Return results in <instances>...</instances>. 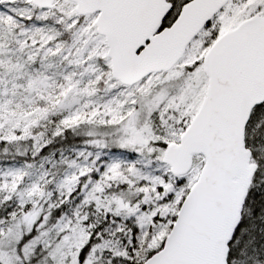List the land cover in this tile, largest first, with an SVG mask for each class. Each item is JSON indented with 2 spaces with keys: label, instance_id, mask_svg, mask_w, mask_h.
Instances as JSON below:
<instances>
[{
  "label": "snow or ice",
  "instance_id": "obj_1",
  "mask_svg": "<svg viewBox=\"0 0 264 264\" xmlns=\"http://www.w3.org/2000/svg\"><path fill=\"white\" fill-rule=\"evenodd\" d=\"M0 264H264V0H0Z\"/></svg>",
  "mask_w": 264,
  "mask_h": 264
}]
</instances>
